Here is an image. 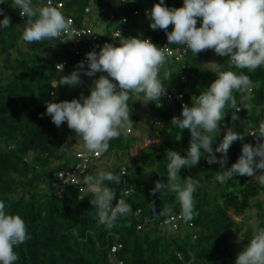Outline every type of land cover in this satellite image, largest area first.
Masks as SVG:
<instances>
[{"label": "trees", "instance_id": "1", "mask_svg": "<svg viewBox=\"0 0 264 264\" xmlns=\"http://www.w3.org/2000/svg\"><path fill=\"white\" fill-rule=\"evenodd\" d=\"M54 1L63 3V13L72 15L83 26L85 18L95 13L104 15L102 8L105 7L106 13L109 10L115 14V18L107 23V36L114 27L124 30L125 39L137 38L143 33L154 43L168 41L164 30L151 29L147 15L159 0ZM33 4L46 6L48 0H33ZM164 4L179 8L183 6V0H164ZM0 8L11 18V27L0 28V200L5 202L7 213L22 217L29 237L14 247L19 257L15 264H110L111 247L118 243L122 246L116 257L122 260L121 264H235L238 253L243 251L241 245L246 246L253 236L248 227L243 232V240L231 239L233 228L241 232L245 222L236 220L231 213L243 215L255 208L259 217L258 229L264 228V200L260 197L264 193V184L259 180L234 176L220 183L216 175L223 170L221 165H209L205 154L196 166L182 168L178 174L181 183L189 176L198 181L193 193L195 215L190 221L193 225L184 222L178 228H172L161 223L163 218L181 212L176 195L171 191L151 194L157 180L167 182L166 152L174 150L186 156L189 147L190 131L180 130L170 123L174 116H181L183 105L178 99L171 101L161 96L159 101H149V107H145L146 117L151 115L152 123L149 124L157 128L150 132V141L160 138V142L158 145L150 142L140 153H135L142 138L134 132L142 127L140 121L143 118L138 115V101L130 93L127 103L131 131L111 140L108 151L102 154L114 152L120 163L105 171L121 175L118 185L105 182L116 191L113 204L119 197L123 198L131 205L133 213L118 217L109 229L98 223L96 210L90 204L92 195L87 192L84 182L82 185L86 189L83 192L78 186L65 185L58 193L61 184L55 172L71 166L77 152L86 151L81 148L73 152L67 148V137L73 130L67 128V122L59 127L54 125L51 117L45 114L46 103L89 96L93 82L103 74L96 73L93 77L82 74L79 85L53 88L54 79L70 75L76 67L77 60L72 57L68 44L56 38L33 43L23 41L27 18L11 7V0L0 3ZM201 23V18H197V27ZM173 27L169 25L167 31L171 32ZM52 49L54 51L49 55L48 51ZM67 57L70 62L63 71L57 72L56 64ZM212 62L218 65L217 69L211 67ZM221 71L243 72L253 81L251 92H233L238 107L244 104L249 107H241L236 113L239 119L233 121L235 110L229 102L226 105L229 112L219 124L220 131L214 134V151L227 128L244 135L243 141L233 142L227 153L224 168H230L241 155L244 143H257L256 137L249 134L257 132L264 120V66L249 72L235 68L229 57H222L213 49L196 55L188 50L184 61L166 57L159 78L167 91L183 92L185 103L192 106V98L206 91ZM165 72L170 74L168 80H164ZM184 74L186 81L182 79ZM52 92L56 93L55 97ZM121 152L128 158L119 156ZM215 155L219 160L223 154ZM96 165L97 162L90 163L85 176L101 172ZM139 224L143 226L139 228ZM178 252L183 259L178 257Z\"/></svg>", "mask_w": 264, "mask_h": 264}, {"label": "clouds", "instance_id": "2", "mask_svg": "<svg viewBox=\"0 0 264 264\" xmlns=\"http://www.w3.org/2000/svg\"><path fill=\"white\" fill-rule=\"evenodd\" d=\"M52 1L54 5L48 0L46 6H39L34 5L33 0H11V7L19 10L21 17L27 18L22 32L23 41L33 43L53 38L62 41L60 37L63 34L71 36L72 21L66 17H72L77 25L83 26L72 15L63 13V3L59 6L60 1ZM5 2L6 0H0V3ZM104 8L102 12L106 25L103 32L108 31L107 23L111 22V11L106 13ZM89 10L90 8L87 9ZM147 15L151 21V29L166 32L168 45H186L185 51L191 50L195 55L213 49L216 54L229 57L235 68L247 69L249 72L264 66V0H183V6L179 8H169L165 6L164 0H159ZM0 16H3L0 28L11 27V18L2 8ZM197 18L202 20L200 27H197ZM84 22L97 33H102L93 24L90 25L89 17ZM169 25L174 26L171 32L167 31ZM62 42L68 44V49L75 58L69 42ZM167 51L166 47L159 48L150 39L126 38L120 41L119 46L105 43L99 54L95 51L86 54L87 70L85 62L81 61L76 64L75 71L61 76L59 80L54 79L51 85L53 88L79 85L82 74L93 77L96 73H107V76L100 75L93 82L87 97L47 102L45 114L51 117L52 123L57 127L67 122L69 129L74 130L77 137L82 139L86 153L102 155L108 151L111 140L131 131L132 121L127 103L130 93H134L137 99L143 93L145 103L159 101L166 94V86L159 78V73L166 62ZM67 59L70 60L69 57ZM56 68L57 72H61L64 65L58 64ZM169 75L165 72L164 80H168ZM252 87L253 81L243 72L237 74L233 71H221L206 91L195 99L192 98V106L184 104L181 116L171 119L173 127L190 131L189 147L186 156H181L174 150L166 152L167 182L157 180L151 194H161L163 190H168L176 195L181 208L179 213L182 220L179 225L194 219L193 193L198 186V181L191 176L185 178L183 183L180 182L178 174L182 168L196 166L201 157L207 154L205 159L209 165L219 163L223 169L216 175V180L220 183L229 181L234 176L252 177L256 170H264V122L260 123L257 132L249 134L256 137V145L244 143L241 155L230 168H224L227 153L233 142L243 141L244 135L233 128H227L215 151L212 147L216 138L214 134L217 130L220 131L219 124L225 116L226 105L230 102L231 109L235 110L232 113L233 121L239 119L236 113L241 107H249L247 104L238 107L233 92L248 93ZM51 95L55 97L56 93ZM215 153L223 155L218 160ZM259 181L264 184V174L259 175ZM83 182L87 186V192L92 195L90 204L96 210L98 223L110 229L118 217L133 213L131 205L123 198L119 197L113 204L116 191L105 184H120L121 175L101 171L96 175L84 176ZM152 207L154 209L153 205ZM27 239L29 237L25 221L18 214L7 213L5 202L0 200V264H15L19 257L14 247ZM235 264H264V228L254 232L250 242L238 253Z\"/></svg>", "mask_w": 264, "mask_h": 264}, {"label": "built area", "instance_id": "3", "mask_svg": "<svg viewBox=\"0 0 264 264\" xmlns=\"http://www.w3.org/2000/svg\"><path fill=\"white\" fill-rule=\"evenodd\" d=\"M52 5H54V2L51 0ZM59 6L62 5V3H58ZM105 10V8L103 9ZM137 12V11H136ZM67 19H71L72 25H71V30H72V35L69 36L67 34H63L60 38L62 41H68L69 42V48L73 51L74 57L77 59V65L79 62L84 61L85 66L87 67V60H86V54L90 51H95L97 54H99L102 46L105 43H110L113 44L114 46H119V43L121 40L125 39L123 38V29L122 28H112L111 31L109 32V35L107 36L108 31L102 32V33H97L93 28L89 26H79L76 24L75 20L72 17H66ZM115 18V14L110 12L109 13V20H113ZM83 24L85 22L83 21ZM137 38L141 39H150L153 44H155L159 48H167L166 52V57H172L175 58L176 60L179 61H184L186 54L188 52L185 51L186 45L185 46H173V45H168V41H164L161 43H154L153 39L145 35L143 33H139ZM70 39V40H68ZM70 62L69 59H63L58 64H63L64 67L68 65ZM185 66V65H184ZM76 67L72 70L75 71ZM105 76H107V73H101ZM182 79L184 81L187 80V75H183ZM53 93V92H52ZM185 94L182 92L178 94L171 93L166 90V94L163 95L164 99L166 100H171L173 101L174 99H178L181 101L182 105L186 104L184 100ZM54 99V97H53ZM62 101H69V100H62ZM61 102V101H60ZM76 160L73 162V164L69 167H66L65 169L57 170L55 172V175L58 176L59 178V183L60 189L58 190V193L63 190V186L65 185H75L80 187L82 189L81 191L83 192L86 188L83 186V176H85L86 171L90 163H96V161L100 158V156H94L91 154H88L86 152H77L76 153ZM125 170V166L122 167V171ZM182 219L180 218V213L177 214H172L168 217H165L162 219L161 223L164 225H168L172 228H178L179 222ZM192 225V222H190ZM143 224H139L138 227L141 228ZM122 245L120 243L113 245L111 247V255H110V264H121L122 260H120L118 257H116V252L118 248H120ZM178 257L180 259H183V256L181 253L178 252ZM188 264V263H187Z\"/></svg>", "mask_w": 264, "mask_h": 264}, {"label": "rangeland", "instance_id": "4", "mask_svg": "<svg viewBox=\"0 0 264 264\" xmlns=\"http://www.w3.org/2000/svg\"><path fill=\"white\" fill-rule=\"evenodd\" d=\"M89 19H90V25L93 24L94 27L98 31L103 32L105 25H106V19L103 15L95 13V15L92 17H89ZM23 46H24V50H26L27 49L26 45H23ZM53 51H54L53 49L48 51V54L50 55V53ZM213 59H215V57H213ZM214 64H215V62H212L213 66L211 65V67L213 69H217L218 65H216V64L214 65ZM132 94H133V99L138 101V103L140 105V108L138 110V115L143 118L140 121L141 122L140 125H142V127H138L134 132V135L142 138V140H140L141 142L138 143V146L136 147V151H135V153H140L141 150L151 142L149 134L151 131L155 130L156 127L149 124V122H151L149 119V117L151 115L148 114V116L146 117L147 112L145 111V107H146V109L149 107L148 106L149 102H147V103L143 102L144 94L141 93L139 96V99H137V97L134 93H132ZM228 112L229 111L226 110L225 115L228 114ZM262 122H264V120H262ZM158 127H159V125H158ZM67 128L69 129L68 125H67ZM69 130L71 131V129H69ZM159 142H160V138H157V139H154L151 142V144L153 143L155 145H158ZM66 146H67V148H70V150H72L73 152H76L78 150H81V148H84L82 139L77 137L74 130L67 137ZM253 146H255V145H253ZM120 154L121 155H119V156H121L122 158H124V159L128 158V156L123 155L122 152ZM73 155H74V153H73ZM114 155H115L114 152L106 153V154L102 155L101 159L96 161L97 162V165H96L97 170L105 172V171H109L111 168L119 165L120 163ZM261 174H264V170H256L255 175L252 176V178L259 180V175H261ZM260 197L264 200V193L260 194ZM231 215H233V217L238 221H245L243 224V230L241 232H236L235 228H233L231 235H230L232 240H243L245 238L243 232L248 227L251 228V230H252V236H253L254 232L256 230H258L259 217L256 215V209L255 208H251V209L247 210L246 213L243 215H236L234 213H231ZM241 247H242V249H244L245 244L241 245ZM237 249H238V247H237ZM236 251H238V250H236Z\"/></svg>", "mask_w": 264, "mask_h": 264}]
</instances>
